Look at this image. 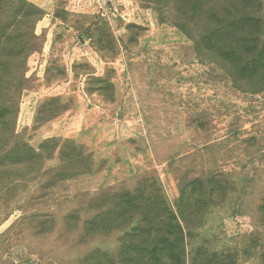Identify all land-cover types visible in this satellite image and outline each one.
<instances>
[{
	"label": "rangeland",
	"instance_id": "374dc122",
	"mask_svg": "<svg viewBox=\"0 0 264 264\" xmlns=\"http://www.w3.org/2000/svg\"><path fill=\"white\" fill-rule=\"evenodd\" d=\"M24 1L40 40L0 103L18 154L0 165V264H108L138 223L112 196L182 214L184 264H262L264 76L199 56L163 0Z\"/></svg>",
	"mask_w": 264,
	"mask_h": 264
},
{
	"label": "trees",
	"instance_id": "16d2710c",
	"mask_svg": "<svg viewBox=\"0 0 264 264\" xmlns=\"http://www.w3.org/2000/svg\"><path fill=\"white\" fill-rule=\"evenodd\" d=\"M163 1L166 20L192 40L199 56L230 71L233 81L246 80L248 76H237L246 69L256 78L264 76V0ZM155 9L160 10L158 6ZM41 14V9L24 0H0V103L13 107L26 88V60L39 47L35 24ZM12 119L13 112L0 109V137L4 136L0 138V149L10 160L2 166L17 162ZM119 198H104L108 204L105 209L123 223L135 214L138 223L121 239L115 259H108V264H184L186 234L182 214L180 220L167 209L165 214H154L148 211L146 199L127 197L119 202ZM261 263L264 264V255Z\"/></svg>",
	"mask_w": 264,
	"mask_h": 264
}]
</instances>
